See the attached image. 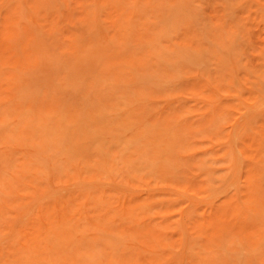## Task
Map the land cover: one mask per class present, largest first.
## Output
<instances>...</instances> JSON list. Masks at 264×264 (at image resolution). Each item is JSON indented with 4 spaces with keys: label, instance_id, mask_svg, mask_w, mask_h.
Returning a JSON list of instances; mask_svg holds the SVG:
<instances>
[{
    "label": "rangeland",
    "instance_id": "obj_1",
    "mask_svg": "<svg viewBox=\"0 0 264 264\" xmlns=\"http://www.w3.org/2000/svg\"><path fill=\"white\" fill-rule=\"evenodd\" d=\"M0 264H264V0H0Z\"/></svg>",
    "mask_w": 264,
    "mask_h": 264
}]
</instances>
